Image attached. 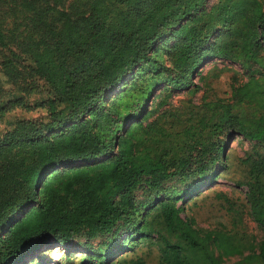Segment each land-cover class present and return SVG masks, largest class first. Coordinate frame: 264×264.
<instances>
[{
	"label": "trees",
	"instance_id": "1",
	"mask_svg": "<svg viewBox=\"0 0 264 264\" xmlns=\"http://www.w3.org/2000/svg\"><path fill=\"white\" fill-rule=\"evenodd\" d=\"M207 2L0 0V69L24 95L42 90L46 110L0 132V264H21L80 233L109 236L104 254L80 264H147L137 251L143 245L156 248L154 264L232 257L264 264V239L257 242L245 224L247 216L264 232L262 156L241 160V202L216 194L229 225L197 229L174 200L146 212L133 201L141 185L157 193L190 168L194 152L208 158L196 166L206 176L217 160L213 140L224 130L264 143V0ZM173 41L166 50L173 91L186 90L208 61L237 62L250 74L230 84L226 99L205 94L197 105L149 109L152 83L137 97L123 96L122 109L115 102L104 108L133 72L154 71L157 46ZM220 72L201 80L209 86ZM8 104L0 97V116Z\"/></svg>",
	"mask_w": 264,
	"mask_h": 264
},
{
	"label": "rangeland",
	"instance_id": "2",
	"mask_svg": "<svg viewBox=\"0 0 264 264\" xmlns=\"http://www.w3.org/2000/svg\"><path fill=\"white\" fill-rule=\"evenodd\" d=\"M217 0H208L206 8L215 4ZM174 44L165 42V46L158 45L152 57L157 61L154 71L142 67L140 73L129 75L113 94L107 98L104 108L115 102L116 108L122 109V97H137L149 84L156 85L151 89L145 108H156L162 110L166 106H178L191 100L192 104H200L201 98L206 94L208 99H226L230 96V84L243 82L250 74L239 63L229 60H213L202 63L190 78V86L186 90L173 91L166 87L167 77L174 76L170 71L168 63L167 49ZM252 69L255 70V67ZM221 70L218 78L206 86L201 80L208 74H216ZM138 74V75H135ZM160 76L157 78L156 76ZM199 87V90L195 89ZM192 91L190 95L187 92ZM45 94L42 90L32 92L29 96L24 95L18 87L9 81L0 69V97L3 101H8V109L0 116V132L9 129L11 124L18 119L38 120L46 116V110L41 103ZM8 98V99H7ZM7 99V100H6ZM16 99L28 102V107L18 106ZM162 104V105H161ZM186 104H183V107ZM158 113V112H157ZM124 129V128H123ZM214 146H211L210 154L217 157L215 166L211 167L206 176L198 175L196 166L198 163L208 161L206 156H200L197 152L192 155L193 160L190 168L186 171L173 175L163 182L158 192L147 189L141 185L133 193L135 204L146 212L149 206L155 205L158 201L171 199L178 206L183 207L181 216L191 218L195 222L197 229H213L218 224L229 225L230 218L227 216L223 205L216 199L217 193L226 194L230 199L241 202L244 199L246 188L240 183L245 182L246 168L241 160L246 156L264 157V143L246 140L230 131H223L214 138ZM179 143V141H177ZM218 146L222 148L217 151ZM178 150V148H176ZM192 158V157H191ZM246 231L254 235L257 242L264 239V232L245 216ZM109 236L88 238L85 234H78L68 245L50 246L37 254H34L21 264H80L87 263L90 258L99 254H104L105 246ZM118 242L120 239L118 238ZM114 248V253L117 251ZM138 253H145L147 264H154L157 259L155 247L148 248L146 245L138 248ZM238 257L225 258L224 264H234Z\"/></svg>",
	"mask_w": 264,
	"mask_h": 264
}]
</instances>
